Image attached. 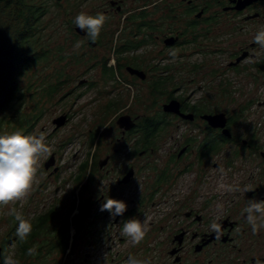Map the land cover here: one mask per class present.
I'll return each mask as SVG.
<instances>
[{
  "label": "flooded vegetation",
  "instance_id": "obj_1",
  "mask_svg": "<svg viewBox=\"0 0 264 264\" xmlns=\"http://www.w3.org/2000/svg\"><path fill=\"white\" fill-rule=\"evenodd\" d=\"M126 1L109 0L108 7L103 9L114 27L120 24V35L91 67L99 66L102 76L112 81L117 91L123 88L120 84L145 85L146 98L141 99V104L152 108L139 114L116 112L114 118L128 114L135 124L130 130L122 131L115 120L116 132L103 157L95 156L101 142L98 146L93 143L88 167L91 176L87 175L83 183L87 185L86 192L77 195L76 203L72 204L75 207L72 221L66 225L56 216L57 198L49 203L45 200L44 209L30 222L45 218L41 233L50 229L47 244L42 245L33 237L27 247H36L41 254L38 260H55L54 256H62L68 244L63 242L64 231L70 234L72 229L74 234L68 245V252L72 250L71 264H125L129 256L147 264H264V228L253 234L243 213L249 199L264 200V138L259 137L255 125L247 127L241 123L264 117V113H256L251 120L245 116L251 105L264 106V97L259 101L258 93L254 94L255 86L262 84L264 88V50L254 43L256 32L264 29V0H140L134 10H124ZM125 29L128 32L123 34ZM84 36V43L89 46L101 44L100 39L92 43ZM173 50L177 52L176 61L169 55ZM193 56H199V61H193L192 65L182 60ZM252 58L257 62H247ZM207 65L210 68L202 72L201 78L211 79L214 73L228 70L252 74L260 82H253L252 89L246 91L249 94L252 90L253 96L245 103H237L232 110L223 109L218 105L221 98L214 97L230 92L227 86L231 83L223 80L218 84L208 81V91L197 100H188L181 92L184 76L179 74L184 69L202 71ZM82 80L75 89L78 85L94 86V82ZM80 95V91H75L76 98ZM213 97L215 101L210 102ZM116 100L115 97L112 102H106L102 111L116 108L119 104ZM172 100L179 102L180 113L192 114V118L164 111L163 105ZM221 112L226 116L224 127L228 134L220 127L210 126L203 118L205 114ZM66 116L69 118V113ZM146 119L159 124L149 138H144L142 132V121ZM184 123L186 128L181 129ZM128 156L129 159L135 156L133 159L139 158L141 162L139 165L127 162L120 167L117 160ZM58 169L60 165L49 167V175ZM129 170L131 176L123 181ZM146 170L147 178L136 177ZM135 179L141 183L138 195L128 189ZM76 183L75 186L79 184ZM225 185H238L241 189L248 186L254 190L228 192ZM108 198L126 202L123 216L113 219L107 211H99ZM132 218L147 225L149 230L144 240L133 246L120 234L121 241H110L111 229L115 226V231L121 233L124 221ZM51 220L53 224L46 228ZM212 223L221 226L219 238L210 229ZM15 237H10L11 242H16ZM38 260L23 255V264Z\"/></svg>",
  "mask_w": 264,
  "mask_h": 264
},
{
  "label": "rangeland",
  "instance_id": "obj_2",
  "mask_svg": "<svg viewBox=\"0 0 264 264\" xmlns=\"http://www.w3.org/2000/svg\"><path fill=\"white\" fill-rule=\"evenodd\" d=\"M108 1L109 0H44L45 4L49 7L48 13L44 16L41 23L43 25V33L46 34L42 38L44 41L46 40L47 45L52 49L53 55L49 57L47 63L36 65L30 72H28V77H30L33 72H37L41 73L46 79L53 81L57 78L59 72H64L68 84L65 83L63 91H60L59 94L53 98L42 96L38 101L39 104L37 108H33L32 104H27L23 108L24 111L29 113H32L34 110H42L39 120L35 123L29 135H39L43 133L46 137V143L50 147V154L39 157L36 165L37 172L30 193L25 198H22L19 201H14L7 206L0 205V245L4 239L12 237L13 234L16 235L15 232L17 226L15 227V224L13 225L11 223V217L12 219L15 218L8 215V212L13 207L17 212L21 213L25 219L31 221L39 210L44 209L42 203H44L45 200L49 203L52 202L53 198H57L59 201L54 204L57 205L56 216L60 217L61 222L66 223V225L72 221V215L75 210V207H73L72 204L76 203L77 195L86 192L87 187V185L83 184L85 178L81 180V182L78 181L79 184L77 186H75L74 183L77 181V177L75 178V176L78 172V164L88 155L89 132L95 129L101 132L100 148H97L95 156L103 157L104 149L109 144V140L114 138V133L116 132V129L114 128L115 120H117L114 118L116 112L121 110L127 111V113L130 114H139L152 108L151 106H148L147 108L145 105L141 104L143 103L141 99L146 98L144 96L145 85L128 87L126 84H120L123 88L121 91H117V88L112 87V81L107 80L105 76H102L99 66L93 65L91 67L93 61L99 60L98 57L104 49L108 50L109 47L114 45L115 41H118L120 24L119 26L114 27V22L111 21L110 18H107L99 37L101 44L95 46L94 44L89 46L83 43L84 35L86 33L79 34L74 30L76 25L73 21L78 13L85 12L91 16H95L97 13H103V9L108 7ZM139 1L140 0H127L124 10L130 8L134 10L139 6ZM73 32L77 34L76 37L73 36ZM127 32L128 29H125L123 34H126ZM1 39L2 36L0 37V45L2 44ZM107 40L110 42L106 47ZM77 44H79V47L76 46ZM56 48L62 51L57 52ZM150 48L151 47L149 46L147 49ZM186 49L188 50L190 48ZM74 53L79 54L76 59V56L74 57L73 55ZM182 60H186L189 65H192L193 61H199V56L189 58L184 57ZM179 63L182 64L181 60ZM188 64L184 65L187 66ZM209 68V65H207L202 71L197 72H194V70L191 72L184 69V72L179 74V76H184L183 81H181V92L189 97L188 100H197L204 94L206 89L208 91V86L210 85V83L208 84V81L216 82L217 84L221 80L228 81L231 83L227 86L230 89V92L228 94L218 93L217 96L214 97L217 99L221 98V104L218 102V105L223 109L227 108L228 110H232L233 108H236L237 103H245L247 98L252 97L253 91L251 90L249 94H246L247 89L251 88L250 86L253 82H260V80L254 78L252 74L246 72L233 73L228 70L221 74L220 71L214 73V76L211 79H208L209 77L201 78L202 72L207 71ZM257 76L258 75H256V77ZM32 77L37 78L38 75L33 74ZM81 79H86V83L94 82V86L87 87L86 85H78L77 89H75L78 81H84H81ZM37 80L38 78L35 81L36 86H38ZM26 83L27 80L24 79L22 84L24 85ZM200 84L202 85V88L199 86ZM261 85L255 86L254 89V94L258 93L257 96L259 101H262V98L264 97V88H262ZM38 87L40 88V86ZM75 91H80L81 93L77 98L74 96ZM63 93L65 96L60 97V94ZM115 97L118 99L116 101L119 102L117 107L108 110V112H103L104 104L106 102H112ZM214 97L211 98L210 102L215 101ZM233 100H235V103ZM250 108L251 109L246 113L244 112L248 120H251L256 113L257 115L264 113V106L257 108L256 105H251ZM66 113H69L70 117H67L64 124L55 127L52 120L62 114L66 115ZM243 122L244 120L241 121V123L244 124V126L247 125V127L255 125L256 130L259 131V137L261 139L264 138V117H261L256 121L251 120L249 122ZM191 127L189 129H191ZM184 128H186L185 123L181 129ZM165 140L167 139L165 138ZM166 144L167 142L164 145ZM51 156H53L54 163L50 168L55 165H60V169H58L59 171L57 170L58 173L54 172L57 173V176H52L54 173L49 175V167L46 169L47 175L43 169V162ZM129 158L130 156L125 157L123 160H117L121 162L120 167L127 162L130 163L133 161V163H136L137 165L141 162V159L139 158L133 159L135 156H132V159ZM144 170L145 169L141 171ZM146 171L147 172L138 173L136 177L140 180L147 178L149 172L148 170ZM51 178L54 180L51 181ZM140 188V181L135 179L128 189L130 193L134 192L135 195H138L139 193L137 191ZM146 215L148 217V214ZM53 221L54 220H51V224L47 223L48 226L46 228H49L50 225L53 224ZM17 224L18 222L16 225ZM10 231H12L11 234ZM50 233V229H48L45 233H40L39 236L35 237L40 241V244H47L45 241H48L47 237L50 236ZM73 234L74 231L71 229L67 242L68 244L63 251L62 256H54L56 257L55 260L52 258L38 260L39 256H41L38 252V255L33 256L38 260L34 264H71L72 250L68 252V245L72 241ZM120 234V232L115 231L114 226L110 231L111 237L109 240L116 242L121 241L119 240ZM15 241L16 242L14 243L11 242L7 250L3 252L0 264H3V256L6 255L18 259L20 264L24 263L23 257L20 256L17 249V240Z\"/></svg>",
  "mask_w": 264,
  "mask_h": 264
},
{
  "label": "trees",
  "instance_id": "obj_3",
  "mask_svg": "<svg viewBox=\"0 0 264 264\" xmlns=\"http://www.w3.org/2000/svg\"><path fill=\"white\" fill-rule=\"evenodd\" d=\"M48 7L44 0H0V37L2 36V44L0 45V135H11L16 131H21L23 135H29L39 120L42 110H34L29 113L24 111V106L32 104L33 108H37L38 101L42 96L47 98L57 96L60 91H63L64 84L67 83L64 72H59L53 81L46 79L37 72H33L28 77V72L36 65L47 63L49 57L53 55L52 49L42 38L46 34L43 33L41 23L48 13ZM73 36L76 37L77 34L73 32ZM61 51L57 49V52ZM73 55L76 56V59L79 54L74 53ZM33 74L38 75L37 82L40 88L36 86L37 78L32 77ZM24 79L27 80V83L23 85ZM64 96V93L60 94V97ZM158 125L156 120H143V137H151ZM100 139L101 134L97 129L89 132L88 155L78 167L77 181L81 182L89 175L88 171L91 169H88L90 148L93 143L98 146ZM44 222L45 218L39 217L35 223H32L33 231L28 241L30 238L39 236L45 229ZM11 223L14 225L17 221L11 217ZM11 233L12 231H10ZM63 236V242L66 245L69 239L66 230ZM10 242V238L3 241V252L7 250ZM27 242L21 244L17 239V249L22 257L29 248Z\"/></svg>",
  "mask_w": 264,
  "mask_h": 264
},
{
  "label": "clouds",
  "instance_id": "obj_4",
  "mask_svg": "<svg viewBox=\"0 0 264 264\" xmlns=\"http://www.w3.org/2000/svg\"><path fill=\"white\" fill-rule=\"evenodd\" d=\"M106 16L103 13H97L95 16L88 15L85 12L78 13L73 23L82 32H85L88 39L95 43L106 22ZM254 43L264 50V29L257 31L254 35ZM79 47V44L76 45ZM169 55L173 60L177 59V52L171 51ZM247 62H257L254 58ZM50 154V147L46 143V137L43 133L39 135H23L21 131L13 132L11 135H0V205H9L14 201L25 198L31 191L33 180L37 172V162L39 157ZM228 192H251L254 189L245 186L241 189L238 185H225ZM99 211H107L115 219L117 216H123L127 211V204L123 200L108 198L102 202ZM246 213V222L251 226V231L256 234L264 228V200L249 199L248 206L243 209ZM18 222L16 227V236L20 243H26L32 234L33 225L25 219L23 215L13 207L8 212ZM211 231L216 233L217 238L221 234L219 223H212ZM147 225L136 218L124 221L121 235L127 237L133 246L139 245L148 232ZM27 255H38L36 247L27 249ZM3 264H20L18 259L6 255ZM125 264H147L146 261L129 256ZM259 264V262H258Z\"/></svg>",
  "mask_w": 264,
  "mask_h": 264
},
{
  "label": "water",
  "instance_id": "obj_5",
  "mask_svg": "<svg viewBox=\"0 0 264 264\" xmlns=\"http://www.w3.org/2000/svg\"><path fill=\"white\" fill-rule=\"evenodd\" d=\"M74 30L79 34H85V32H82L76 26L74 27ZM131 72L140 73L138 70H132ZM163 109H164V111H167V112L178 113L183 118H188V119L192 118V114L180 113L179 102L176 100H172L168 104L163 105ZM203 118L208 122V124L210 126L220 127V128H222L223 133L228 134V130L224 127L225 122H226L225 113L222 112V113H218V114H205V115H203ZM66 119H67V116L65 114H62V115L58 116L57 118L53 119L52 123L55 125V127H59L66 122ZM116 124L118 125V127L122 131H127V130H130L134 126L135 122L128 114H124V115L118 116V118L116 120ZM103 162H104V160H103ZM53 163H54V159H53V156H51L49 159H47L44 162V166H45V168H48L51 165H53ZM54 170H56V168H54ZM131 174H132V171L129 170L125 174L123 181L127 180L131 176ZM85 215H86V213L84 215H82L81 218L85 217ZM0 250H1V247H0Z\"/></svg>",
  "mask_w": 264,
  "mask_h": 264
}]
</instances>
